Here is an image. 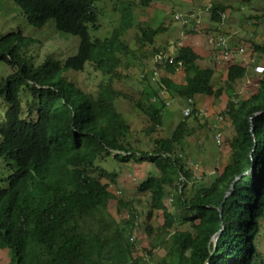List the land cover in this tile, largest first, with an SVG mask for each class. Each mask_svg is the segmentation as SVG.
Here are the masks:
<instances>
[{"label": "trees", "instance_id": "1", "mask_svg": "<svg viewBox=\"0 0 264 264\" xmlns=\"http://www.w3.org/2000/svg\"><path fill=\"white\" fill-rule=\"evenodd\" d=\"M12 1L33 28L42 30L53 20L58 32L81 41L78 53L67 60L48 56L37 65L31 49L35 41L22 29L0 35V67L12 72L0 83L7 109L0 120V249L9 251L10 264H154L135 256L129 221L123 230L109 221L116 195L103 179L115 183L116 175L96 163L112 154L123 162L155 165L156 175L137 192L150 194L152 207L164 212L165 223L152 246L168 252L160 264H257L264 228V76L250 98L229 102L227 115L235 131L229 161L210 185H194L198 189L190 196L184 188L194 176L176 153L191 133L188 123L156 140L152 152H142L127 144L131 127L115 105L122 97L115 88L122 55L130 52L121 39L132 27L137 3L123 2L120 27L93 40L91 32L100 30L97 4L104 0ZM211 8L213 20L222 22L227 7ZM164 31L162 26L144 30L143 37L153 43ZM199 52L183 46L167 63V74L175 75L180 67L185 74L184 84L162 78L173 96L222 95L213 84L215 70L199 65ZM87 65L104 76L98 97L65 75L84 72ZM247 75L246 65L232 64L228 89L233 92V84ZM136 107L151 119L153 131L162 126L167 108L148 101ZM168 187L176 192L172 204H179L180 213L165 204ZM178 223L189 229L172 231Z\"/></svg>", "mask_w": 264, "mask_h": 264}, {"label": "rangeland", "instance_id": "2", "mask_svg": "<svg viewBox=\"0 0 264 264\" xmlns=\"http://www.w3.org/2000/svg\"><path fill=\"white\" fill-rule=\"evenodd\" d=\"M125 1L127 0H104L97 4L101 29L91 33L93 40L109 37L116 28L120 27L123 18L121 8ZM130 1L137 3L132 8V27L121 39L129 45L130 52L127 51L125 55H122V64L119 69L121 75L115 82V88L122 94L121 99L116 101V108L124 115L131 127L127 135V144L138 151L152 152L155 149L156 140L171 136L181 122L188 123L191 133L184 139L183 145L178 146L176 153L194 176L193 181L184 188L191 196L198 189L197 186L210 185L215 174L221 171L229 161L230 141L235 136L234 127L227 115L229 102L232 99L250 98L257 92L258 82L264 76V73L256 71L257 66L264 68V1ZM146 1L148 4L144 5ZM213 4H223L227 7L223 21L220 23L212 18ZM161 26L165 28V31L157 35L153 43L143 37L144 30H157ZM19 29L35 41L31 49L35 51L32 55L37 65H42L48 56L65 61L78 53L81 41L79 37L58 32L53 20L44 29H35L30 26L20 8L12 0H0V35ZM210 36H223L231 48L244 45L247 50L246 55L230 62L222 59V63H219L222 52L213 49L207 43ZM186 41L199 44L202 55L199 65L215 70L214 87L222 90V95L217 98L204 95L194 97L197 112L190 116L185 113L187 108L185 99L170 94L162 81L163 77H167L165 69L160 72L161 67L158 66L154 69L156 71H153L158 75L154 76L152 81L141 80L142 74L153 69L158 50L166 49L174 53L180 47L179 45L183 42L185 44ZM233 63L246 65L248 75L233 84L232 92L228 89L227 79L228 68ZM11 73V69H6L5 65L1 64L0 83ZM65 75L70 82L86 93L98 97L99 85L104 80V76L95 71L92 65H87L84 72L70 71ZM168 78L177 84L186 82L184 71L181 69L176 75H170ZM139 101H148L158 108H167L162 115L163 124L156 131L151 129V119L136 107ZM5 107L0 99V120L7 110ZM218 133L222 135L218 137ZM96 164L111 176L116 175L115 183L111 182L110 177L103 179L104 183L109 184V190L116 195V200L109 208V221H114L121 230L127 227L126 222L129 221L132 229L127 236L133 243L135 256L145 259L147 263L160 264L168 252L162 247L152 249V246L158 241V231L165 223L164 212L152 207L150 194L142 195L137 192V186L150 176L156 175L155 165L148 162H123L116 159L115 154L98 160ZM257 179L259 180L260 177ZM194 185H197L196 188H193ZM167 192L166 206L174 214L180 213L179 204L176 207L172 204L175 190L168 187ZM119 200L123 202V205H118ZM149 227L152 234L147 230ZM187 229H189L187 225L182 227L178 223L172 231ZM222 232L216 237L220 238ZM218 238L214 239L215 245L218 244ZM258 239L257 247L261 259L257 264H264V228ZM10 262L9 251L0 249V264H10Z\"/></svg>", "mask_w": 264, "mask_h": 264}, {"label": "built area", "instance_id": "3", "mask_svg": "<svg viewBox=\"0 0 264 264\" xmlns=\"http://www.w3.org/2000/svg\"><path fill=\"white\" fill-rule=\"evenodd\" d=\"M208 44L211 45L215 50H219L222 52V58L219 60V63L222 62V59L226 61L235 60V59H241L246 55V47L244 45H239L236 48H231L230 45H228L227 40L223 36H210L208 38ZM156 61L160 64L163 63H173L174 59L173 57H169L168 55L164 54L163 52L157 55ZM256 71L258 73H263L264 68L261 66H258L256 68ZM158 75L157 73L153 72L151 74V78L153 80L154 76ZM186 115L189 116L191 114V108L188 107L186 109ZM218 137H220L222 134L218 133Z\"/></svg>", "mask_w": 264, "mask_h": 264}, {"label": "clouds", "instance_id": "4", "mask_svg": "<svg viewBox=\"0 0 264 264\" xmlns=\"http://www.w3.org/2000/svg\"><path fill=\"white\" fill-rule=\"evenodd\" d=\"M127 1H130V0H127ZM134 2V1H133ZM100 29H101V24H100ZM92 33V32H91ZM207 43H208V40H207ZM211 46V45H210ZM181 47H183V46H180L179 48H181ZM212 47V46H211ZM178 48V49H179ZM213 48V47H212ZM177 49V50H178ZM214 49V48H213ZM177 50H175V52L173 53L171 50H166V49H160L159 51H157V53H156V57H155V60H154V67H153V69H151L150 71H147V72H145L144 74H142V76H141V80H149L150 78H151V74L153 73V71H154V69L156 68V67H158V66H160L161 67V70H160V72L162 71V69H165V71H166V67H167V63H170V62H167V63H163V64H160L159 62H157L156 61V58H157V55L158 54H160V53H164V54H166V55H168L169 57L171 56V57H173V59H174V61H175V54L177 53ZM219 51V50H218ZM236 60V59H235ZM173 61V62H174ZM230 61H234V60H230ZM230 61H227V62H230ZM181 65V64H180ZM258 67V66H257ZM256 67V68H257ZM180 69H181V67H180ZM179 69V70H180ZM77 73H79V72H77ZM167 73V72H166ZM264 73V72H263ZM177 74V73H176ZM175 74V75H176ZM167 77H169V74H167ZM149 81H152V78H151V80H149ZM200 96V95H199ZM185 101H186V104H187V108L188 107H190L191 108V114L193 113V111H194V109H195V107H193L192 106V104H194L195 105V101H194V98L193 99H185ZM186 108V109H187ZM190 114V115H191ZM189 115V116H190ZM219 239V238H218Z\"/></svg>", "mask_w": 264, "mask_h": 264}, {"label": "crops", "instance_id": "5", "mask_svg": "<svg viewBox=\"0 0 264 264\" xmlns=\"http://www.w3.org/2000/svg\"><path fill=\"white\" fill-rule=\"evenodd\" d=\"M191 6H192V4H190ZM191 46V47H193V48H195V49H197L198 51H200L201 50V48H200V46H199V44L197 43V42H194V41H186V43L184 44V42L183 43H181L179 46ZM200 53V52H199ZM200 55H201V53H200ZM201 57H202V55H201ZM169 77H170V75H169ZM197 98L199 97V96H196Z\"/></svg>", "mask_w": 264, "mask_h": 264}, {"label": "bare ground", "instance_id": "6", "mask_svg": "<svg viewBox=\"0 0 264 264\" xmlns=\"http://www.w3.org/2000/svg\"><path fill=\"white\" fill-rule=\"evenodd\" d=\"M212 9V8H211ZM219 24V23H218ZM220 25V24H219ZM222 63V62H221ZM234 64V63H233ZM240 65V64H239ZM219 66V65H218ZM226 67V66H225ZM154 71H156V70H154ZM157 80V79H156ZM158 81H160V80H158ZM157 82H155V84H156ZM161 83V82H160ZM162 84V83H161ZM157 85V84H156ZM155 87V86H154ZM159 87V86H158ZM162 91V90H161ZM164 95V94H163ZM169 103V102H168ZM171 103V102H170ZM219 141V140H218Z\"/></svg>", "mask_w": 264, "mask_h": 264}, {"label": "water", "instance_id": "7", "mask_svg": "<svg viewBox=\"0 0 264 264\" xmlns=\"http://www.w3.org/2000/svg\"><path fill=\"white\" fill-rule=\"evenodd\" d=\"M230 194L228 193L226 198L229 196ZM220 211L222 212L223 211V207H221ZM218 237H216L215 239H217Z\"/></svg>", "mask_w": 264, "mask_h": 264}]
</instances>
